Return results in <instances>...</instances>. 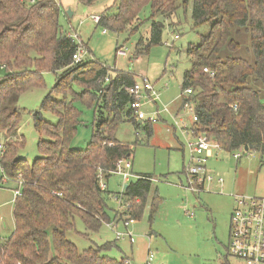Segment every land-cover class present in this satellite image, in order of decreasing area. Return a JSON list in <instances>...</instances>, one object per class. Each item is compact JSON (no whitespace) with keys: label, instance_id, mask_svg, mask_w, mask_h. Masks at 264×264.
Listing matches in <instances>:
<instances>
[{"label":"trees","instance_id":"obj_1","mask_svg":"<svg viewBox=\"0 0 264 264\" xmlns=\"http://www.w3.org/2000/svg\"><path fill=\"white\" fill-rule=\"evenodd\" d=\"M78 1L90 6L97 0ZM188 4L194 27L210 24L199 43L187 46L192 66L181 82V92L191 89L187 100L197 116L194 135L204 132L227 152L257 153L264 166V0H181L185 9ZM112 6L116 12L109 13L107 7L97 24L130 33L138 29L139 14L149 6L148 36L137 40L136 54L161 42L164 19L170 20L178 7L176 0H114ZM60 15L53 0H0L3 165L10 177L19 174L23 179L21 195L13 201L14 229L0 243V264H126L123 258L103 253L110 249V242L79 250L66 239V232L75 231V218L90 233L109 221L108 191L99 188L97 173L102 171L107 180L117 160L131 156L129 145L116 139L117 128L127 120L150 134L152 125L136 121L130 108L133 75L118 72L104 82L107 67L83 59L85 44L68 36L70 29L62 30ZM246 41L252 62L236 55ZM76 52L81 54L80 61L72 58ZM45 71L53 72L56 80L39 108L53 113L57 121L33 120L34 129L45 138L37 143L39 156L29 162L17 155L24 139L18 133L23 109L10 103L24 91L42 87ZM94 87L100 95L93 93ZM80 100L94 104L92 135L85 150L69 144L80 122L73 103ZM150 188V179L130 181L123 196L128 209L120 216L141 218ZM154 208L152 202L150 210Z\"/></svg>","mask_w":264,"mask_h":264},{"label":"rangeland","instance_id":"obj_2","mask_svg":"<svg viewBox=\"0 0 264 264\" xmlns=\"http://www.w3.org/2000/svg\"><path fill=\"white\" fill-rule=\"evenodd\" d=\"M53 1L60 7L62 30L68 31L71 27L79 34V41L85 44L82 52L84 60L106 66L109 72L106 76L124 71L131 73L135 80L146 77L153 83L158 96L154 103L146 102L150 101L149 98L141 96L145 113L141 123H151L150 134L127 120L119 124L115 133L117 140L131 148V172L153 177L143 214L128 227L132 234L131 243L128 239H116L115 232L107 226L108 221L103 222L98 232L90 233L78 218H75V231L66 232V239L79 250L110 242V249L103 253L115 259L128 258L129 264H143L148 250L154 254L153 264H245L229 254L230 216L236 206L235 195L264 198V166L260 164L259 155L252 151H240V157L236 159L233 157L234 152L213 150L206 167L212 175L222 178V182L214 180L205 183L201 191L192 192L184 188L186 179L183 170L188 162L185 140L188 137L183 138L179 129L173 132V121L162 109L166 105L169 110H176L183 73L192 66V59L186 56L187 46L199 43L200 36L207 34L210 24L194 27L190 5L185 9L181 0H176L178 7L175 13L170 20L164 19L161 42L150 46L147 52L136 54L137 40L141 36H148L149 6H145L139 14L141 23L138 29L130 33L126 30L115 32L105 29L90 18L93 14L100 15L109 6L108 12L115 13L116 7L112 6L114 0H97L90 6L82 5L78 0ZM67 10L72 11L71 17L67 15ZM104 29L105 33L102 32ZM247 45L248 41L236 55L252 62L253 55ZM116 49L125 55H117ZM4 73L0 67V79ZM42 76V87L30 88L14 97L10 103L23 109L18 133L24 139L23 145L17 149V155L29 162L39 156L37 143L45 138L34 129L33 120L43 118L52 124L57 121L53 113L39 108L56 80L51 71L43 72ZM91 89L100 95L99 91H94L95 87ZM76 91L79 89L76 88ZM53 97L58 98L55 95ZM82 101L73 103L80 112V122L69 143L79 150H85L91 138L94 111V104ZM157 107L159 115L155 114ZM182 119L184 124L190 125L188 115L182 116ZM3 138L4 134L0 130V139ZM121 181L117 174L108 178L106 211L109 221L114 219L119 208L114 193L121 191ZM16 187V183L11 181L0 186L1 240L7 238L14 229L12 189ZM152 202L155 203L153 211L150 210ZM118 231H124L122 223H119Z\"/></svg>","mask_w":264,"mask_h":264},{"label":"built area","instance_id":"obj_3","mask_svg":"<svg viewBox=\"0 0 264 264\" xmlns=\"http://www.w3.org/2000/svg\"><path fill=\"white\" fill-rule=\"evenodd\" d=\"M38 0H31L32 3ZM91 20L95 23L99 21L100 16L93 14L90 16ZM103 33L106 30L102 31ZM71 36L77 43L79 41V34L71 29L66 33ZM175 38L177 35L174 36ZM117 55H125L123 51L117 49ZM74 61L81 60L80 52H76L72 56ZM203 71L209 72L207 68ZM212 75V74H211ZM109 76L104 77V82H107ZM129 93L133 96V100L130 102V108L134 111V117L136 121L142 122L145 119V113L142 110L144 101H141V96L145 95L150 101L156 102L158 96L154 90L153 83L146 77H142L140 80H135L133 85L129 89ZM191 93V89L187 88L180 93L179 97H184L181 101V113L170 114L173 121V125L176 129H179L183 138L187 136L185 140V149L188 162L184 166L183 173L186 179V185L184 188L192 191L199 192L204 188L205 183H210L213 180L222 182V178L212 175L206 163L209 157H212L213 150L221 149L218 143L211 140L204 132L194 135L193 122L197 121L194 105L187 100V96ZM162 109L169 113V109L166 105H163ZM155 114H159V108H156ZM188 115L190 117V125L184 124L182 116ZM179 121V122H177ZM182 122V125H181ZM6 151V140L0 139V186L8 182H15L17 187L12 189L14 199L21 195V186L23 179L18 174L15 178L10 177L3 165V156ZM233 157L238 159L240 157L239 151H235ZM128 159H119L115 164V168L110 171V174H117L121 177V191L114 193L115 199L119 203V208L116 212V216L112 221L107 222V226L114 232L116 239H132V234L128 230V227L135 220L127 216H120L121 213L127 212L128 204L124 202L123 196L125 187L128 184L129 179L134 176L141 179L152 178L143 175H134L131 172L132 163ZM97 179L99 188L102 191H107V180L103 176L102 171L97 173ZM13 199V201H14ZM236 206L230 216L229 227V254L239 260L245 262V264H264V198L251 195H235ZM122 223L124 228L123 232L118 231V225ZM4 240V239H3ZM0 239V243L3 242ZM123 261L128 264L127 259ZM154 254L151 250H148L143 264H153ZM159 264H165L161 262Z\"/></svg>","mask_w":264,"mask_h":264},{"label":"crops","instance_id":"obj_4","mask_svg":"<svg viewBox=\"0 0 264 264\" xmlns=\"http://www.w3.org/2000/svg\"><path fill=\"white\" fill-rule=\"evenodd\" d=\"M180 96V95H179ZM181 97H179V104L177 105V108H176V110L174 111V109H172V110H169V113L168 112H166L167 113V116L171 119V117H170V114L172 113V114H177L178 112L179 113H181L180 111H181V106H180V103H181ZM178 113V114H179ZM157 115H159V114H157ZM160 117V116H159ZM165 122L167 121V120H165V119H163ZM172 120V119H171ZM173 125V124H172ZM171 128V127H170ZM171 129H173V132H175V127H174V125H173V128H171ZM134 175H141V174H137V173H135ZM110 177V176H109ZM108 177V178H109ZM132 177H134V176H132ZM152 177V176H151ZM108 178H107V183H108ZM137 178L136 177H134V179H132V180H130L129 179V181H128V183L130 182V181H133V180H136ZM152 180H153V177H152ZM152 180H151V185H152ZM214 181V180H213ZM212 181V182H213ZM218 182V181H217ZM216 182V183H217ZM211 183V182H210ZM219 183V182H218ZM126 239V238H125ZM130 241V243H131V241H132V239L131 240H129ZM148 252V251H147ZM147 254V253H146ZM146 257V256H145ZM125 259H127L128 261H129V259L128 258H125ZM144 260H145V258H144ZM144 262V261H143ZM129 264V263H128Z\"/></svg>","mask_w":264,"mask_h":264},{"label":"water","instance_id":"obj_5","mask_svg":"<svg viewBox=\"0 0 264 264\" xmlns=\"http://www.w3.org/2000/svg\"><path fill=\"white\" fill-rule=\"evenodd\" d=\"M67 13H68V16L71 17V15H72V11L67 10ZM244 150H247V148L245 147Z\"/></svg>","mask_w":264,"mask_h":264}]
</instances>
